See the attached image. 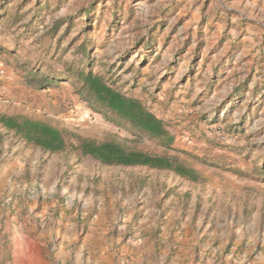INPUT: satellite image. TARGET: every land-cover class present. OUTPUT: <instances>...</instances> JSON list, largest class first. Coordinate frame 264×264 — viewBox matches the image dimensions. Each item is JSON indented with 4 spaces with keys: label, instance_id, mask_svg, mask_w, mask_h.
Listing matches in <instances>:
<instances>
[{
    "label": "rangeland",
    "instance_id": "374dc122",
    "mask_svg": "<svg viewBox=\"0 0 264 264\" xmlns=\"http://www.w3.org/2000/svg\"><path fill=\"white\" fill-rule=\"evenodd\" d=\"M1 34L0 115L66 148L0 125V264H264V0H0ZM86 68L161 120L170 148L81 98L63 74ZM79 139L199 179L103 165Z\"/></svg>",
    "mask_w": 264,
    "mask_h": 264
},
{
    "label": "trees",
    "instance_id": "16d2710c",
    "mask_svg": "<svg viewBox=\"0 0 264 264\" xmlns=\"http://www.w3.org/2000/svg\"><path fill=\"white\" fill-rule=\"evenodd\" d=\"M4 36V35H0ZM64 77H72L80 83L79 95L91 106L109 112L115 119L129 123L134 132L157 140L162 146L170 148L173 137L162 121L149 112L138 100L126 97L112 89L101 75L93 74L89 68L70 72ZM0 125L8 131L20 135L26 143L55 153L64 151L66 144L63 131L46 123L27 117L0 115ZM77 150L81 155L107 166L147 167L163 170L187 180L196 182L198 173L175 158L152 156L146 153L130 151L113 141L101 143L88 139H79ZM264 174V170H260Z\"/></svg>",
    "mask_w": 264,
    "mask_h": 264
},
{
    "label": "crops",
    "instance_id": "0c3cea01",
    "mask_svg": "<svg viewBox=\"0 0 264 264\" xmlns=\"http://www.w3.org/2000/svg\"><path fill=\"white\" fill-rule=\"evenodd\" d=\"M101 247V246H100ZM104 250H106L107 255L111 254L108 247H104Z\"/></svg>",
    "mask_w": 264,
    "mask_h": 264
}]
</instances>
